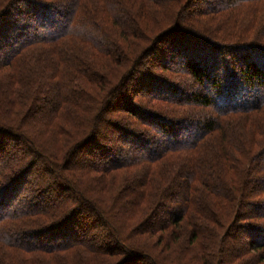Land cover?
I'll return each mask as SVG.
<instances>
[{
    "label": "trees",
    "instance_id": "1",
    "mask_svg": "<svg viewBox=\"0 0 264 264\" xmlns=\"http://www.w3.org/2000/svg\"><path fill=\"white\" fill-rule=\"evenodd\" d=\"M0 264H264V0H0Z\"/></svg>",
    "mask_w": 264,
    "mask_h": 264
},
{
    "label": "rangeland",
    "instance_id": "2",
    "mask_svg": "<svg viewBox=\"0 0 264 264\" xmlns=\"http://www.w3.org/2000/svg\"><path fill=\"white\" fill-rule=\"evenodd\" d=\"M162 14L161 13H157V18H156V20H160V21H162ZM210 21H212V20H210ZM205 22V21H204ZM206 22H207V20H206ZM212 22H214V21H212ZM199 26H201L202 28H205L206 29V26H205V23H203V22H201L200 24H199ZM215 28V27H214ZM152 61L150 60L148 63H147V65L149 64V65H153V63H151ZM169 66L170 67H172V68H176L177 67V65L176 64H169ZM33 94H32V91H30L29 90V92H27V94L25 95V98H27L26 100H24L25 101V103H28L29 102V99H30V97L32 96ZM73 108V107H72ZM71 108H69V110H70ZM34 122H36V121H31V122H26V124H21V128L22 129H24L28 134L29 133H31L30 131H32V128H33V126H32V123H34ZM17 125V124H16ZM105 132V130L103 131V133ZM106 135H109L108 133L106 134ZM118 143V142H117ZM111 145H113L112 143H110ZM152 144V143H151ZM150 144V145H151ZM109 145V144H108ZM10 149V146H8L7 145V148H6V150H5V155L6 154H8L9 152H8V150ZM88 160H90V158L88 157V158H86V157H78V159H77V161H79V162H83V161H88ZM34 175H36L34 172H32V173H30V175H28V177H27V183H24V186L25 185H28L30 182H34V181H36V182H38V183H41L42 181H41V179H39V177L38 176H36V177H33ZM49 178H50V174H49ZM46 186V185H45ZM26 187V186H25ZM36 187V186H35ZM47 187V186H46ZM45 187V188H46ZM53 188V187H52ZM37 190H40V189H38L37 188ZM49 191H50V188L49 189H46V190H44V192H43V195L42 196H38V199H40V200H42L43 198H44V195L45 196H48V194H49ZM19 192H21L20 194H19V197L23 194L22 193V190L21 191H19ZM27 195V197L25 196V199H27L30 195H28V194H26ZM23 196V195H22ZM24 198V197H23ZM184 239H182V243L180 244V246H179V248H178V250H177V254H182L183 255V253H180V252H182V250H183V248H184Z\"/></svg>",
    "mask_w": 264,
    "mask_h": 264
}]
</instances>
